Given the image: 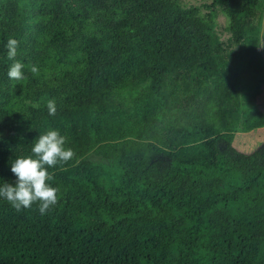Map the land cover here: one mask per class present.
<instances>
[{"label":"trees","instance_id":"trees-1","mask_svg":"<svg viewBox=\"0 0 264 264\" xmlns=\"http://www.w3.org/2000/svg\"><path fill=\"white\" fill-rule=\"evenodd\" d=\"M108 1L0 0V184L49 130L75 153L46 214L0 198V264H264V149L232 146L264 128V0Z\"/></svg>","mask_w":264,"mask_h":264},{"label":"clouds","instance_id":"clouds-1","mask_svg":"<svg viewBox=\"0 0 264 264\" xmlns=\"http://www.w3.org/2000/svg\"><path fill=\"white\" fill-rule=\"evenodd\" d=\"M19 42L9 39L7 42V55L14 63L7 73L13 80L24 79L23 69L25 65L16 61ZM33 74H38V68L33 65L30 68ZM50 116L56 114V105L53 99L47 102ZM66 137L57 130H49L38 136L31 149L33 155L20 157L10 164V171L16 177L14 184L7 182L0 184V198L5 199L16 211L29 209L34 203H38V211L46 214L58 201V189L48 182L53 179L48 169L65 164L75 155L71 148H66Z\"/></svg>","mask_w":264,"mask_h":264},{"label":"rangeland","instance_id":"rangeland-1","mask_svg":"<svg viewBox=\"0 0 264 264\" xmlns=\"http://www.w3.org/2000/svg\"><path fill=\"white\" fill-rule=\"evenodd\" d=\"M187 4L197 5L202 7L203 11H206L205 6L209 5L212 0H183ZM102 4H109L108 0H99ZM218 23L220 27H224L227 24L226 18L218 11ZM258 51L262 55L264 60V12L263 21L260 32V43ZM259 107L264 112V92L259 96L258 99ZM232 146L238 152L242 154H251L255 151L264 149V128L254 130L247 134H238L235 136Z\"/></svg>","mask_w":264,"mask_h":264}]
</instances>
